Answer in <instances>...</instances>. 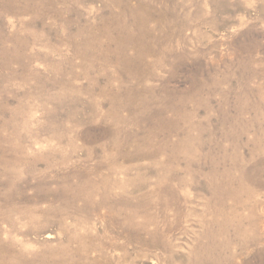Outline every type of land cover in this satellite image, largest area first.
Masks as SVG:
<instances>
[{
  "label": "rangeland",
  "instance_id": "rangeland-1",
  "mask_svg": "<svg viewBox=\"0 0 264 264\" xmlns=\"http://www.w3.org/2000/svg\"><path fill=\"white\" fill-rule=\"evenodd\" d=\"M3 166L0 264H264V0H0Z\"/></svg>",
  "mask_w": 264,
  "mask_h": 264
},
{
  "label": "bare ground",
  "instance_id": "bare-ground-1",
  "mask_svg": "<svg viewBox=\"0 0 264 264\" xmlns=\"http://www.w3.org/2000/svg\"><path fill=\"white\" fill-rule=\"evenodd\" d=\"M216 4V3H215ZM221 4V3H220ZM224 4V3H223ZM228 4V3H227ZM219 5V4H218ZM222 5V4H221ZM223 6V5H222ZM224 7V6H223ZM220 8H222V7H220ZM226 8V7H225ZM227 9V8H226ZM223 10V9H222ZM225 12V11H224ZM52 164V163H51ZM54 165V164H53ZM36 166V165H35ZM47 166V165H46ZM45 166V167H46ZM4 167V166H3ZM43 167V166H42ZM2 168V167H1ZM10 168V169H9ZM27 168V167H26ZM25 168V169H26ZM76 168V167H75ZM23 169V168H22ZM46 169H54V167L51 165V166H49L48 165V167L46 168ZM37 170V169H36ZM45 170V169H44ZM41 171V170H40ZM60 171V170H59ZM70 171V170H69ZM68 171V172H69ZM118 171V170H117ZM120 171V170H119ZM118 171V172H119ZM19 172H22V171H18V167H15V168H12L11 169V167H4L3 169H1V172H0V176L2 177L1 179H0V185L1 186H12V185H15V183L17 184V180H19L20 179V173ZM35 172L36 171H34V169H30V168H28L27 169V171H25V173H26V175H28V176H32V175H34L35 174ZM74 172H75V170H74ZM95 173H97V171L95 172ZM59 174V173H58ZM21 175H23V174H21ZM51 175V174H50ZM96 175V174H95ZM99 175V174H98ZM116 175H118L117 173H116ZM3 176H7L8 177V181L7 182H5V180H4V177ZM67 176V175H66ZM65 176V177H66ZM70 176V175H69ZM102 176V175H101ZM112 176V175H111ZM96 177V176H95ZM22 178V177H21ZM35 178V177H34ZM92 178H94V177H92ZM110 178V177H109ZM11 179H13L12 181H11ZM99 179H101V178H99ZM66 180V179H65ZM88 180V179H87ZM96 180V179H95ZM98 180V179H97ZM21 181V180H20ZM100 181V180H99ZM43 183V182H42ZM76 183V182H75ZM80 186V185H79ZM74 187V186H73ZM76 188V187H75ZM99 189H100V187H99ZM37 189H35V191H36ZM68 191V190H67ZM82 191V190H81ZM75 192V191H74ZM100 192H101V190H100ZM38 193V192H37ZM81 193H84V192H81ZM88 194V193H87ZM86 194V195H87ZM72 195H74V194H72ZM82 195V194H81ZM104 195V194H103ZM85 196V195H84ZM104 197V196H103ZM0 198L1 199H5V200H7V197H6V195L4 196V197H2V196H0ZM87 199H90V198H87ZM12 200V199H11ZM24 200V199H23ZM25 201V200H24ZM81 201H83V200H81ZM4 202V201H3ZM74 202V201H73ZM79 203V202H78ZM89 203H90V201H89ZM99 204H100V202H99ZM104 204V203H103ZM96 206V205H95ZM102 206V205H101ZM105 206V205H104ZM1 207V206H0ZM23 208V207H22ZM29 208V207H28ZM27 208V209H28ZM59 208H61L60 206H59ZM58 208V209H59ZM13 209V208H12ZM57 209V210H58ZM104 209H105V207H104ZM109 209V208H108ZM14 210V209H13ZM24 210V209H23ZM37 210V212H38V209H36ZM32 211V210H31ZM34 211V210H33ZM77 211V210H76ZM1 212V211H0ZM9 212V211H8ZM28 212H30V211H28ZM36 212V211H35ZM56 212V211H55ZM58 212V211H57ZM63 212V211H62ZM79 212V211H78ZM2 213V212H1ZM12 213H14V215L17 217V219L19 220H22V221H25V219H27V216H29V215H27V212H23L22 210H20V209H15V211H13V212H11L10 214H12ZM33 213V212H32ZM64 213H65V211H64ZM62 214V213H61ZM13 215V214H12ZM6 216V215H5ZM7 217V216H6ZM9 217V216H8ZM31 217V216H30ZM30 217H29V220H30ZM34 217H36V216H34L33 215V219H34ZM32 218V217H31ZM64 218V217H63ZM11 219H14V218H10V220ZM37 219V218H36ZM9 219L7 220V219H5L4 221H3V223H4V225H5V227H7V224L9 223V221H10ZM15 220V219H14ZM18 220H16L15 222H18ZM28 220V221H29ZM32 220V219H31ZM74 220H75V218H74ZM76 220H77V218H76ZM11 221H13V220H11ZM27 221V220H26ZM62 221H64V220H62ZM78 221V220H77ZM2 223V224H3ZM13 223V222H12ZM74 223H76V222H74ZM14 224H16V223H14ZM18 224V223H17ZM79 224V223H78ZM78 224H76V225H78ZM19 225V224H18ZM17 229V228H16ZM8 230V229H7ZM14 231V230H13ZM15 231H17V230H15ZM27 231V230H26ZM18 232V231H17ZM26 233V232H25ZM9 234H11V233H9ZM9 236V235H8ZM7 236V237H8ZM50 238V237H49ZM71 241V240H70ZM69 241V242H70ZM1 244V243H0ZM2 245V244H1ZM70 245V244H69ZM81 248V247H80ZM83 250V249H82ZM2 255V254H1ZM6 260V259H5ZM2 263V262H1ZM6 263V262H5ZM14 264H15V262H14Z\"/></svg>",
  "mask_w": 264,
  "mask_h": 264
}]
</instances>
